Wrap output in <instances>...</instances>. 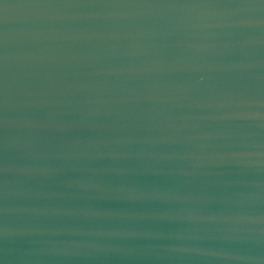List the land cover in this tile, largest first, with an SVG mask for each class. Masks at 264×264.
Here are the masks:
<instances>
[{
	"label": "water",
	"instance_id": "water-1",
	"mask_svg": "<svg viewBox=\"0 0 264 264\" xmlns=\"http://www.w3.org/2000/svg\"><path fill=\"white\" fill-rule=\"evenodd\" d=\"M0 264H264V0H0Z\"/></svg>",
	"mask_w": 264,
	"mask_h": 264
}]
</instances>
